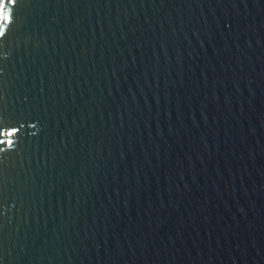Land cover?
Returning <instances> with one entry per match:
<instances>
[{
  "label": "water",
  "instance_id": "95a60500",
  "mask_svg": "<svg viewBox=\"0 0 264 264\" xmlns=\"http://www.w3.org/2000/svg\"><path fill=\"white\" fill-rule=\"evenodd\" d=\"M7 11L0 264H264V0Z\"/></svg>",
  "mask_w": 264,
  "mask_h": 264
},
{
  "label": "snow or ice",
  "instance_id": "6c2138e0",
  "mask_svg": "<svg viewBox=\"0 0 264 264\" xmlns=\"http://www.w3.org/2000/svg\"><path fill=\"white\" fill-rule=\"evenodd\" d=\"M16 0H0V20H3L5 22H11V13L7 11L9 4H15ZM5 35L4 32L0 31V37ZM16 129H13V132H15ZM11 135L12 133H8Z\"/></svg>",
  "mask_w": 264,
  "mask_h": 264
}]
</instances>
